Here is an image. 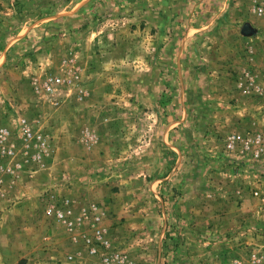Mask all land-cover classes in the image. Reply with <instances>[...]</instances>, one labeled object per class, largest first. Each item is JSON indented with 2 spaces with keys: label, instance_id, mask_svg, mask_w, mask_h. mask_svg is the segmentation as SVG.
<instances>
[{
  "label": "rangeland",
  "instance_id": "374dc122",
  "mask_svg": "<svg viewBox=\"0 0 264 264\" xmlns=\"http://www.w3.org/2000/svg\"><path fill=\"white\" fill-rule=\"evenodd\" d=\"M4 131L0 264L264 259L253 0H0Z\"/></svg>",
  "mask_w": 264,
  "mask_h": 264
},
{
  "label": "built area",
  "instance_id": "2783aa9c",
  "mask_svg": "<svg viewBox=\"0 0 264 264\" xmlns=\"http://www.w3.org/2000/svg\"><path fill=\"white\" fill-rule=\"evenodd\" d=\"M255 12L264 19V0H253ZM20 132L22 140L26 145H34L37 148L40 147L42 150H47V142L45 140V135L41 133H34L33 128L27 123L26 120H22L20 124ZM9 132L4 131L0 133V160L8 158L15 153L13 148L8 147L7 142L9 140ZM262 139V138H260ZM233 143L229 144V148L233 149ZM261 151L264 153V147L261 148ZM1 178V176H0ZM47 214L54 215L59 220H66L70 214L69 205L64 203L61 207L57 205H52L47 207ZM96 250L91 249V254H95ZM250 264H264V259L261 258L259 253L254 252L250 258Z\"/></svg>",
  "mask_w": 264,
  "mask_h": 264
}]
</instances>
